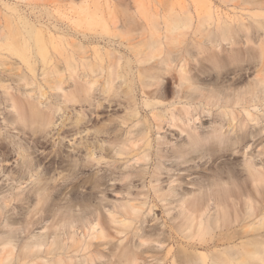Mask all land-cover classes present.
<instances>
[{
    "label": "rangeland",
    "instance_id": "374dc122",
    "mask_svg": "<svg viewBox=\"0 0 264 264\" xmlns=\"http://www.w3.org/2000/svg\"><path fill=\"white\" fill-rule=\"evenodd\" d=\"M86 4L91 9H97L104 16L108 11L113 12L118 17L117 26L110 23L104 26L99 22L87 25L83 18ZM180 4L189 5L193 14L196 4L203 7L211 5L217 11L239 16L245 22L250 21L248 15L250 9H253L244 4L243 0H0V26L32 25L40 28L47 39L55 38L59 43L60 51L54 52L52 62L47 65L48 70L55 66L60 69L64 87V90L52 88L56 76L44 75L41 62L37 63L33 78L27 65L18 62L20 60L16 59L17 57L5 56L1 59L4 65L0 66V224L8 219L10 225L0 227V232L4 231L3 234H6L12 229L15 236L19 235L18 228L24 225L25 218L35 214L37 223L33 232L54 231L56 237L58 235L67 241L68 234L73 231L76 237L84 238L83 232L88 231L89 224L100 221L108 237L94 238L92 242L94 244L99 242L96 248L104 251L105 255L99 259L96 257L89 260L88 264H117V262L112 263L115 257L109 254L112 248L118 249L119 243L123 245L126 243V231L119 233L116 230L117 225L112 220V214L117 215L118 206L125 201L124 176L128 173L124 171L126 170L124 165L128 156L115 152L113 140L120 138L123 133L122 121L131 112L133 99L141 108L137 117L147 119L148 115L145 113L151 108L146 104L147 98L141 94L138 87L144 76L138 70L139 63L135 60L132 46L140 41L149 40L151 28L156 23L160 26L158 32L161 34V27L169 19L171 6L178 8ZM259 11L264 12V9ZM74 19L76 21H73ZM194 22L195 25L197 20ZM261 37H264L261 33L257 34L252 42L244 46L245 50L237 53L234 60L225 61V64L218 69L213 68L207 58L202 60L199 59L203 56L197 58L195 42L191 35H186L181 47H190L191 50L187 55L191 64L196 67L195 76L200 78L202 86L224 89L228 92L234 90L243 92L258 70L264 72V50H261L262 42L259 40ZM238 38L240 40V37ZM262 44L264 47V43ZM68 59L80 64L76 71L67 68ZM85 59H89L97 69V76L96 72H89V76H86V71L82 67V61ZM118 59L123 76L108 90L106 81L111 68L109 64ZM101 67L104 69L101 70ZM24 73L31 77L29 81L19 79ZM5 87L19 98H27L35 103L38 100L50 103L53 109L50 125L41 128L29 120L26 123V120L19 119L10 103L6 101ZM89 87L90 90L86 92ZM130 87H132L131 93H129ZM41 92L44 96L40 95ZM63 92L68 93L70 100L64 101L61 95ZM40 107L45 109V104H41ZM215 107L211 106L202 112V120L198 119L196 122L199 126L197 133L205 136L210 132L212 125L216 124L219 110ZM239 109V107L234 109L238 120ZM257 109L264 115V100L258 104V107L256 106L255 110ZM136 119L138 118L134 117V120ZM261 119H264V116L259 119V124L252 122L253 124L247 126L245 138L241 135L244 132L239 133L237 119H234L233 122L230 121L231 124H225L223 130L224 134L228 133L226 137H230L229 141L218 143L210 138L209 141H200V144L194 145L195 147L188 146L186 150L189 151L187 152L189 156L187 157V153L186 157L184 156L188 158V162L184 163L182 169H191H188L189 175L186 176L191 177L190 180L196 184L185 183L183 191L191 192L193 188L199 186V183H206L211 179L233 177L238 180L241 191L246 187L247 191L244 192L249 190L252 192V185L246 179L243 160L249 157V152L256 154L258 148L264 146V120ZM229 129L232 133L228 131ZM162 133L171 142L177 144L184 142V133L178 135L176 127L169 130L165 128ZM234 135L238 137H231ZM234 139L239 142L235 140V143ZM247 141L251 145L246 149L244 143ZM244 153H246L245 157H243ZM130 161V163L134 162L133 159ZM255 161L257 166L264 168L263 153L257 154ZM185 171L181 170V173ZM99 176L104 177L100 180ZM136 183L139 182L135 181ZM39 187L41 189L38 194ZM154 208L148 217L149 219L154 217L153 221H157L159 226L153 228L152 220L147 219L144 223V232L147 230V234L155 233V236L165 238L162 249L170 246L173 249L186 247L182 243H173L172 237L169 238L172 236L169 226L177 221L171 218L174 211L167 213L157 205ZM69 219L74 221L68 223ZM20 221L23 222L19 224ZM179 222L181 223L182 220L178 219L175 224L180 225ZM161 223H165L163 228ZM212 224L216 226L215 222ZM131 226L134 228L135 224ZM181 227L186 229L184 225ZM216 227L212 228L214 233L209 231L212 235L230 232L234 228L221 230ZM210 233L206 235L210 236ZM17 237L19 239V236ZM63 239L60 240L64 244ZM42 252L38 253L30 264L37 262L53 264L57 251L48 255ZM16 253L15 249L11 257H8V260L4 258L0 264H20L19 254ZM63 255L67 254L63 253L61 256ZM79 255L82 257L81 253ZM79 255L75 257L78 258ZM64 256L62 258L69 257ZM108 260L111 262L108 263Z\"/></svg>",
    "mask_w": 264,
    "mask_h": 264
},
{
    "label": "bare ground",
    "instance_id": "6f19581e",
    "mask_svg": "<svg viewBox=\"0 0 264 264\" xmlns=\"http://www.w3.org/2000/svg\"><path fill=\"white\" fill-rule=\"evenodd\" d=\"M243 3L253 8L250 9L251 12L248 15L250 21L248 22L239 16L219 12L211 5L203 7L196 4L194 14L189 5L180 4L178 8L171 6L169 19L161 27V34L158 32L160 26L156 23L151 28L149 40L140 41L132 46L135 60L139 63L138 70L141 75L147 77L141 78L138 87L141 94L147 98L146 104L151 108L145 113L148 115L147 119L137 117L141 108L133 99L131 112L122 121L123 133L120 138L113 140L115 152L128 156L124 165L126 169L124 171L128 174L124 176L126 188L123 192V199L125 201L118 206L117 215L112 214V220L117 225L116 230L119 233L126 231V243L124 245L119 243L118 249L109 250L111 252L109 255L118 260L111 258L112 263L264 264V168L257 166L255 161L257 154H264V146L261 145V149L258 148L256 154L249 152V157L243 160L246 179L252 185V192L251 190L244 192L246 187L241 191L238 180L233 177L211 179L206 183H199V186L193 188L191 192L183 191L185 183L196 184L190 180L191 177L186 176L189 175L187 174L189 168L182 169L184 163L188 162V158H185V154L189 153L186 150L188 146L200 144L202 140L209 141L210 138L218 143L229 141L230 137H226L228 133L224 134L223 130L225 124H231L230 121L233 122L234 119H237L239 133L244 132L241 135L245 138L248 131L247 126L253 124L252 122L259 124V119L264 116L263 113H259V109H257L258 112L255 110L256 106L258 107V104L264 100L263 70L256 72L254 79L243 92L206 88L202 86L200 78L195 76L196 67L189 61L187 53L190 52V47H181L186 35L189 34L195 42L197 58L203 56L199 60L207 58L216 69L225 64V61L234 60L237 53L245 50L244 46L252 42L257 34L261 33L264 36V12L259 11V9H264V0H243ZM84 15L83 18L87 25H93L95 22L102 23L104 26L108 23L113 26L118 24V17L113 12L108 11L104 16L97 9H91L88 4L84 9ZM194 20H197L195 25ZM259 40L264 43V37ZM262 43L260 48L263 51ZM60 49L55 38L47 39L43 31L35 26H0V66L4 65L1 59L5 56L17 57L16 59L20 60L18 62L27 65L33 77L37 63L41 62L44 75L54 74L56 76L52 88L64 90L60 69L55 66L48 70L47 65L52 62L54 52ZM100 59L103 60L102 57ZM79 66L80 64L75 60H67V68L71 71H76ZM82 67L86 71V76H89V72H96V76L98 75L97 69L89 59L82 61ZM109 67L111 68L106 81L108 90L113 87L116 80H121L123 76L119 59L112 61ZM103 69L101 67V70ZM31 77L24 73L19 79L29 81ZM90 88H87L86 92ZM131 92L132 87L129 89V93ZM5 93L6 101L10 103L9 105L19 119L26 120V123L29 120L41 128H46L52 122L53 109L50 103L42 100L35 103L27 98H19L7 87H5ZM40 95L44 96V93L41 92ZM61 95L64 101L70 100L67 92ZM41 104H45V109L40 107ZM211 106H216L219 110L217 122L204 136L196 132L199 127L196 122L198 119L202 120V112ZM236 107L240 108L239 120L235 116L236 112L234 113L237 110H234ZM134 117L138 119L134 120ZM173 127L178 128V135L184 133V142L179 144L171 142L162 133L165 128L169 130ZM228 131L231 132L230 129ZM160 133L161 135H157ZM231 137L237 138L238 136ZM235 140L236 143L238 140ZM244 144L246 149L250 148L251 144L248 141ZM244 152L247 153L245 150ZM132 159L134 162L130 163ZM133 167L136 169L132 170ZM181 170L186 171L181 173ZM99 177L101 180L104 176ZM135 181L139 183L135 184ZM40 189L41 187L37 189L38 194ZM173 204L175 205L171 206ZM156 205L167 213L174 211L171 217L173 220H182L181 223L179 222L180 225L175 224L177 221L172 223V226L169 224V231L172 235L169 238L172 237L173 243H182L187 248L173 249L170 246L162 249L165 238L155 236V233L148 232L150 234H147V230L146 233L144 232V223L147 222L148 216ZM34 216L31 214L25 218L24 222L22 221L24 225L18 228L19 235L15 236L12 229H9L6 234H3L4 231L0 232V262L4 258L8 260L15 249L19 254L18 263L20 264H30L33 258L42 251L47 255L57 251L55 253L57 257L54 256L56 258L52 261L53 264L60 262L88 264L89 260L96 257L99 259L105 255L104 251L96 248L100 243L92 242L94 238L108 237L100 221L89 224L88 231L83 232L84 238L76 237L75 232L71 231L72 233L68 234L69 237L67 236L69 239L66 238L69 240H67L68 243L58 235L56 237L54 231H52L53 234L50 230L51 233L49 231L33 232L34 225L37 223ZM150 219L154 225L153 228L159 226L157 221H153L154 217ZM69 221L74 220L67 221L71 223ZM213 221L219 227L215 226L216 229L234 228L230 232H218V235L213 234V236L211 234L215 232ZM22 222L20 221L19 224ZM217 222H219L218 225ZM133 223L134 228L133 225L131 226ZM165 223H161V228ZM9 225L8 219H5L0 227ZM181 225H184L186 229H183ZM128 228L130 231L127 230ZM208 233H210L209 237L206 235ZM59 238L67 242L66 246ZM199 249L203 251H197ZM60 251L69 257L62 258L64 255L61 256L63 253ZM72 252L77 254H72ZM78 255L79 257L76 258L75 256Z\"/></svg>",
    "mask_w": 264,
    "mask_h": 264
}]
</instances>
